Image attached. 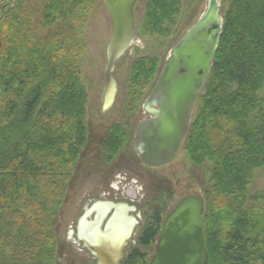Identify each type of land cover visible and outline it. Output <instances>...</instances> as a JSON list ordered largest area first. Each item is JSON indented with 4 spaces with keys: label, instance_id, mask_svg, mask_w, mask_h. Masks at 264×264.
<instances>
[{
    "label": "trees",
    "instance_id": "1",
    "mask_svg": "<svg viewBox=\"0 0 264 264\" xmlns=\"http://www.w3.org/2000/svg\"><path fill=\"white\" fill-rule=\"evenodd\" d=\"M94 2L0 0V234L9 223L24 236L36 231L44 213L66 199L68 177L88 142L80 63L85 49L75 31ZM179 12L180 0H149L143 33H166L164 24ZM157 69L158 60L150 57L132 66L124 102L130 112ZM263 90L264 0H231L186 138L192 163L214 164L204 215L208 264H264V190L252 196L250 210L246 206L252 175L264 168ZM127 140L125 129L111 126L101 155L117 154ZM160 217L151 216L141 245L154 243ZM42 249L48 256L52 246ZM125 264H146L145 256L133 250Z\"/></svg>",
    "mask_w": 264,
    "mask_h": 264
},
{
    "label": "rangeland",
    "instance_id": "2",
    "mask_svg": "<svg viewBox=\"0 0 264 264\" xmlns=\"http://www.w3.org/2000/svg\"><path fill=\"white\" fill-rule=\"evenodd\" d=\"M220 1V14L224 18L231 0ZM148 2L149 0H138L135 6L137 43L115 70L118 92L115 103L109 109L105 110L101 96L107 62L106 47L112 33V22L102 0H95L85 16V25L75 31V36L79 40L81 38L85 49L80 63L82 81L88 98L86 105L88 142L84 146L79 162L75 164L68 177L65 201L49 209L51 210L49 213L48 211L44 213L41 223L36 226V231L30 230L24 236L25 234L21 235L20 231L14 233L11 223L2 228L0 264H91L89 255L82 249L81 244L74 242L75 239L70 237V232L73 231L79 217L84 214L87 204L116 199L130 203L131 190L135 191L137 196L136 205L150 211V219L152 215L160 212L159 232L162 221L173 204L186 193L201 195L207 211L206 192L211 187L214 164L210 161L200 165L192 163L186 152L187 139L176 161L170 166L158 169L143 167L132 148L138 123L150 117L142 108L145 99L155 86L171 49L202 16L207 0H180L179 15L172 22L164 24L163 29L166 31L164 34L143 33L144 13ZM13 17L16 18L17 24L24 22L22 15L16 11L13 12ZM13 36L17 35L13 32ZM144 57L156 58L158 69L154 80L145 90L142 101L130 112L124 102L129 90L132 66ZM204 92L203 90L201 96ZM260 98L264 99V90ZM199 109L198 102L192 122L197 117ZM114 125H120L125 129L128 140L117 154L101 155V140L106 136L107 130ZM263 190L264 168L256 170L248 184L246 195L248 210L253 207L252 196ZM148 215L144 213L142 216V226L148 222ZM4 235L7 236V243H3ZM158 235L154 243L146 248H140L135 243L136 240H133L131 250L123 264L137 247L144 252L148 264L155 253ZM45 244L52 246L48 256L44 255L45 251L42 249ZM31 246H41V249L36 250L37 247L33 249Z\"/></svg>",
    "mask_w": 264,
    "mask_h": 264
},
{
    "label": "water",
    "instance_id": "3",
    "mask_svg": "<svg viewBox=\"0 0 264 264\" xmlns=\"http://www.w3.org/2000/svg\"><path fill=\"white\" fill-rule=\"evenodd\" d=\"M102 1L112 22L101 96L106 110L113 106L118 92L115 70L137 43L134 10L138 0ZM220 9V0H207L202 16L171 49L155 86L142 105L150 117L138 123L132 145L147 168L166 167L174 163L181 152L223 32L224 18ZM205 211V200L199 194L186 193L178 199L162 221L156 250L148 264H208ZM114 224L109 225V232ZM88 229H85L86 238L81 240L89 250ZM101 241L94 244L98 246ZM110 248V244L98 248L95 255L99 264H121L124 256L110 254Z\"/></svg>",
    "mask_w": 264,
    "mask_h": 264
},
{
    "label": "flooded vegetation",
    "instance_id": "4",
    "mask_svg": "<svg viewBox=\"0 0 264 264\" xmlns=\"http://www.w3.org/2000/svg\"><path fill=\"white\" fill-rule=\"evenodd\" d=\"M148 169H152V168H148ZM130 198H131V200L129 201L130 203L124 201H118V199H116L115 201H106V202L95 201L85 206L84 214L79 217L73 231L70 232V237L75 239L74 242L76 244L78 243L81 244L82 249L86 251L87 254L89 255L90 257L89 262H91V264H99L98 258L96 257L95 253L96 252L98 253L99 252L98 248L102 246H106V245L109 246L110 244L111 247L110 254H113L115 256L123 255L124 258L121 261V264L124 263L129 250H131V243L133 242V240H136L135 243H137V245L140 248L145 247L141 245L140 240L143 238V235L146 233V231L151 228L154 222L152 221V219H150L151 213L150 211H148V209L145 211L139 205H136L138 203L136 201L137 196L135 194V191L131 190ZM144 213L149 214L148 215L149 217L147 216L148 222H146V224L142 226V216L144 215ZM118 215H122V217L126 220V222L121 227L123 230L122 233L119 234L118 237L116 238L117 240L109 242L105 240L104 237L112 236V232L108 231L110 228L109 225L115 222L113 221V219L114 217H118ZM131 215H134L135 217ZM140 227L141 230H139ZM86 228H89L88 229L89 232L91 231V229H93V231H95L96 234H99L101 238H104V240L99 242L98 246H96V244H94L95 241H93L91 237H89L90 239L89 238L87 239L91 248L89 250L84 247V242L81 240V238L85 237L84 235L86 234L85 231ZM89 232H87L88 235ZM139 247L133 250H139L138 249ZM139 251L144 253L142 250Z\"/></svg>",
    "mask_w": 264,
    "mask_h": 264
},
{
    "label": "bare ground",
    "instance_id": "5",
    "mask_svg": "<svg viewBox=\"0 0 264 264\" xmlns=\"http://www.w3.org/2000/svg\"><path fill=\"white\" fill-rule=\"evenodd\" d=\"M125 222H126V220L122 217V215H118V218L115 221L114 228L112 230V236H110V237H104L105 240H107L109 242L116 241L117 240L116 238L118 237V235L122 233V230L123 229L121 227L123 226V224ZM89 235H90V237H91V239L93 241L104 240V238H101L100 236L98 237L96 235V232L93 231V229H91V231L89 232Z\"/></svg>",
    "mask_w": 264,
    "mask_h": 264
}]
</instances>
